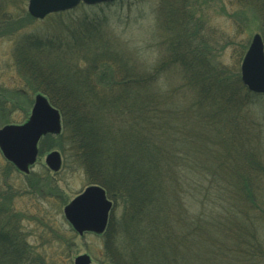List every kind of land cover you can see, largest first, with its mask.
<instances>
[{
  "label": "trees",
  "instance_id": "trees-1",
  "mask_svg": "<svg viewBox=\"0 0 264 264\" xmlns=\"http://www.w3.org/2000/svg\"><path fill=\"white\" fill-rule=\"evenodd\" d=\"M116 1L80 2L46 15L42 25L14 38V65L26 101L32 93L43 92L62 118L61 132L67 143L62 142V133L47 134L39 141V152L68 144L74 149V159L83 166L87 183L102 186L113 202L107 227L99 235L107 264H179L181 248L189 247L185 238L194 234L193 239L212 243L214 238H207L224 225L236 230L239 237L244 231H238L245 225L241 217L235 219V206L225 208L231 213L228 225L217 226L214 214L203 215L216 202L208 198L221 193L219 174L225 178L222 167L226 165L217 168L210 163L214 160H210L214 152L210 145L216 143L214 138L227 142L242 135L247 129L242 124L244 108L247 111L259 99L263 105L264 95L249 90L239 70L215 63L207 46L202 49L204 41L197 40L201 26L193 22L191 10L181 6L185 0L178 5L176 0H158L155 38L163 55L151 69H135L99 32L108 18L105 7ZM33 20L27 11L13 15L0 9V37ZM84 61L85 65H80ZM121 61L128 67L121 76L110 79L111 64ZM170 71L179 76L180 84L165 86ZM4 92L0 88V123H9L13 120L7 112L17 109L18 100ZM223 155L228 156L226 152ZM103 156L108 164L103 163ZM14 170L9 162L0 170V264H45L44 255H30L29 247L18 237L23 211L16 209L13 199L21 192L7 181ZM47 172L29 171L23 194L58 199L61 194ZM207 173L215 178L206 177L203 184ZM250 174L252 171L235 173L247 190L246 175ZM233 186L237 189L238 184ZM256 205L252 208L264 212ZM240 210L247 212L245 207ZM123 230L128 233V247L127 242L123 245ZM53 233L62 236L58 230ZM247 235L255 239L253 234ZM189 248L195 256L197 247ZM184 262L188 263L182 260L181 264Z\"/></svg>",
  "mask_w": 264,
  "mask_h": 264
},
{
  "label": "rangeland",
  "instance_id": "rangeland-1",
  "mask_svg": "<svg viewBox=\"0 0 264 264\" xmlns=\"http://www.w3.org/2000/svg\"><path fill=\"white\" fill-rule=\"evenodd\" d=\"M185 1H187L185 2L186 6L183 3L181 6L191 10L193 22L197 23L196 26H201L197 40L202 38L205 43L201 44L202 49H204L203 46H207V49L215 55V58H212L215 63L219 62L224 67L239 70L241 61L239 57H242L254 33L260 34L264 45V0ZM157 2L158 0H117L105 7L108 18L99 28V32L104 33L112 46L119 49L120 55L126 56L129 64L141 71H145L146 68L147 70L151 69L152 64L162 58L163 55L161 45L158 44V39L155 38L157 24L155 7ZM176 3L178 5L180 0H176ZM26 6L27 0H0V9L6 8L13 15L19 14L20 10L27 11ZM184 8L181 7V9ZM32 18L34 17L32 16ZM1 22L3 23L4 20L1 19ZM42 24L43 18H34L26 26L19 28L18 31H13L11 35L0 37V88L6 90L3 95L7 97L14 96V99L16 97V101L18 100L17 109L7 112L9 120H13L12 123H19L26 119L30 113L34 95L38 93H32L26 101L25 88L16 73L17 70L13 60L14 38L17 34L20 35L26 30H32ZM85 63L84 61L80 65H85ZM127 67L126 61L111 64L113 72L109 78H118ZM64 81L66 84H72L69 83L67 78ZM180 82L179 76L171 71L168 72L165 86L180 84ZM182 89L185 88H181V91ZM13 92H17V95H13ZM40 93L46 96L45 93ZM253 102L248 106L247 111L244 108V114L247 116L245 115L246 119L242 124H245L247 129L243 132V136L241 134L233 136L227 142L218 141L215 138L213 140L216 143L211 141L213 145H210V147L214 152L211 153L210 160H214L210 163H213L217 168L222 167L224 163L226 166L223 165L225 167L222 168L224 169L225 178L219 174L218 180L221 193L208 198L209 202L213 200H216V202L210 204V208L203 212V215L205 213L214 214L216 216L214 218L219 220L217 226L221 224L228 225L230 221L228 216L231 213L225 208L228 205L233 208L236 207L235 219L238 220V217H241V222L245 225L239 228L238 231L240 232L241 229H244V231L241 235L239 234V237L236 230H229L224 225L219 226L216 232L213 231V235L207 238H214L211 241L212 243L208 241L201 242L197 237L193 239L194 234L185 238L184 243L188 242L189 247L197 248L193 250V252L195 251L193 257L191 256L192 250L190 251L189 247L181 248L182 257L177 259L179 264L182 260H187V264H264V212L252 208L258 204L264 210V103L261 105V99ZM3 124L7 123H0V127ZM60 133H62V142L67 143L63 131ZM112 134L118 135L119 133L113 132ZM53 135L56 136L57 134ZM219 142L220 144H218ZM43 149L42 153L38 152L36 162L30 168V172L48 171L49 178L54 179L56 192H59L58 194H61V196L58 199L54 197L34 199L22 192L25 187L24 177L26 174L17 170L9 173L7 181L13 183L15 189L20 188L21 192L13 199L16 209L23 211L20 222H18L20 226L17 229L19 239L27 244L30 255L42 256L43 254L42 260L45 264H73L74 257L80 254L89 256L90 262L88 264H107L103 254L101 237L92 232L78 235L63 216V206L88 185L82 164L80 165L74 159V149L68 144H63L62 149H57L61 154V164L54 172L44 165V157L50 148ZM224 152L228 156L225 157ZM100 158H102L103 163H109L108 160L105 161L104 156ZM6 163L7 161L0 153V170ZM229 167L234 169L232 173ZM237 170L244 173L252 171V174L246 175L248 177V190L242 184L240 185L241 182L236 178L235 173ZM220 173H222V170H220ZM230 173L231 177L228 180L226 177ZM206 177L210 178L214 175L208 173L203 175V184L208 180ZM237 184L238 187L235 189L233 185ZM213 185L214 183H212ZM24 191L26 192V190ZM250 197L252 199L248 200ZM244 207L247 212L240 210ZM115 211L117 214L119 213L116 209ZM252 215H254L253 218ZM259 216H261V221L260 219L256 220ZM235 219L233 218V221ZM54 230L60 231L62 236H54ZM247 232L250 235L253 234L252 237L255 239H248ZM123 233V245H126L125 242H127L126 246L128 247L129 242L126 240L128 233H125L124 230ZM188 252L190 254L186 258L190 259L185 258V253ZM190 260L193 263L189 262Z\"/></svg>",
  "mask_w": 264,
  "mask_h": 264
},
{
  "label": "water",
  "instance_id": "water-1",
  "mask_svg": "<svg viewBox=\"0 0 264 264\" xmlns=\"http://www.w3.org/2000/svg\"><path fill=\"white\" fill-rule=\"evenodd\" d=\"M80 1L93 3L109 0H28L27 12L43 18L50 12L74 7ZM242 83L251 91L264 94V45L259 33H254L240 64ZM61 129L60 113L38 92L34 95L28 117L21 123H7L0 127V152L18 170L27 173L38 153V141L47 134ZM44 162L49 169L59 168L58 150L49 151ZM112 202L99 184H89L63 206V215L72 228L82 235L85 231L102 233L107 225ZM87 254L74 257L73 264H88Z\"/></svg>",
  "mask_w": 264,
  "mask_h": 264
}]
</instances>
